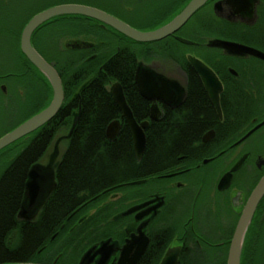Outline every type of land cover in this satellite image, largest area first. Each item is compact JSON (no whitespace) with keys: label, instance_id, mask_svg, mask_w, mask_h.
I'll list each match as a JSON object with an SVG mask.
<instances>
[{"label":"flooded vegetation","instance_id":"1","mask_svg":"<svg viewBox=\"0 0 264 264\" xmlns=\"http://www.w3.org/2000/svg\"><path fill=\"white\" fill-rule=\"evenodd\" d=\"M41 1L0 0V139L47 109L53 99L47 78L21 48L24 29L37 14L59 5L78 4L102 10L139 31H152L167 25L192 0ZM54 36L57 39L50 41ZM178 37L191 40L194 44L188 46L203 51L186 53L181 65L172 55ZM216 39L264 53V0H208L177 33L153 43L133 41L97 20L80 16L54 18L35 30L32 46L60 77L61 71L67 69L77 75L82 65L102 72L123 50L134 58V66L129 65L124 75H133L142 96L136 77H142L143 70L150 69L161 99L156 100L158 109L153 119L154 102L142 96L149 103V115L140 122L136 120L139 124L163 123L184 113L186 119H192L196 113L190 97L194 89H200L207 98L203 104L208 109L200 113L206 127L198 134L200 141L172 165L152 177L120 184L87 201L68 217L66 224L62 223L49 237H41L31 257L18 262L9 255L14 254L20 230H36L40 219L47 217L45 206L58 184L48 183L47 191L38 200L44 203L23 216L20 211L27 183H22L15 198L20 205L12 214L13 225L9 224L13 231L7 241L5 234H0V264H74L76 260L79 264L92 247L109 240L110 247L93 251L91 264H100L105 257L104 264H117L120 250L132 237L140 236V231L148 238V247L137 264H161L169 250L178 253L177 264L228 263L241 218L264 178V61L209 46ZM190 55L210 67L221 82L220 109L214 105L204 79L189 62ZM110 66L106 71L112 70ZM114 84L108 86L111 97ZM63 88L65 99L61 110L77 107L72 112L73 125L77 115L80 113L78 122L82 115V92L79 88L68 99L64 83ZM119 110L120 118L114 121L121 123V129L124 124L129 127ZM50 122L0 151V184L24 152L42 151L40 158L35 162L30 159L25 165L27 173L36 164H59L72 138V125L58 128L48 145ZM67 129L61 158L53 152L48 162L50 148L60 132ZM121 129L113 140L107 138L117 140ZM38 142L40 147L34 148ZM104 218L106 221L97 227V220ZM102 226H106L107 234L98 238ZM88 234H92L94 242L83 249L80 243ZM241 264H264V196L248 227Z\"/></svg>","mask_w":264,"mask_h":264},{"label":"trees","instance_id":"2","mask_svg":"<svg viewBox=\"0 0 264 264\" xmlns=\"http://www.w3.org/2000/svg\"><path fill=\"white\" fill-rule=\"evenodd\" d=\"M173 46L172 55L176 56L180 64L184 55L194 48L178 41L174 42ZM129 65L134 66L133 56L121 50L102 72L96 73L94 69L88 68V65H82L77 75L69 69L61 71L62 81L69 92L68 99L72 98L76 90L81 89L82 115L56 168L58 184L45 206L47 217L43 216L40 219L36 230H20L17 246L12 250L14 254L9 255L14 261L19 262L31 257L41 237H49L62 223L66 224L68 217L87 201L103 196L106 191L120 184L149 178L162 172L200 141L198 134L206 127L200 113L205 108L208 109V105L203 104L207 98L200 89H194V98L190 97V100L195 102L196 114L192 119H186L184 113L163 123L150 124L146 130L147 144L141 161L136 157L128 126L125 124L122 126L117 140L110 141L107 138V127L121 115L108 90V86L113 83L122 85L138 122L147 119L149 115V103L139 95L133 75H124ZM108 66L114 71L110 69L106 71ZM69 68H72V65H69ZM76 109L77 107L63 108L50 122L48 145L58 128L72 125V112ZM36 146L40 147V143L38 142L34 148ZM41 152L39 150L32 153L24 152L1 179L0 234H5L6 241L13 231L12 214L18 211L20 205L15 198L21 191L22 183H26L27 180L28 170L25 165L30 159L35 162L40 158ZM105 221V218L97 220V227ZM44 226L46 229L42 230ZM88 226L89 224L85 227ZM101 229H98V238H104L107 234L106 228ZM91 235L88 234L80 243L83 249L87 247V243L94 242ZM72 245L73 242H70V248ZM162 254L163 251L160 257Z\"/></svg>","mask_w":264,"mask_h":264},{"label":"water","instance_id":"3","mask_svg":"<svg viewBox=\"0 0 264 264\" xmlns=\"http://www.w3.org/2000/svg\"><path fill=\"white\" fill-rule=\"evenodd\" d=\"M208 0H192L173 20H171L167 25L152 31H139L125 22L119 20L118 18L93 7H88L78 4H66L51 7L47 10L42 11L37 14L29 22V24L24 29L22 35L21 48L23 54L28 58V60L37 67L47 78L52 90L53 99L47 109L37 114L30 120L26 121L15 130L0 139V151L7 146L13 144L14 142L20 140L21 138L27 136L28 134L36 131L41 126L52 121L60 112L63 102L65 99L64 88L62 79L59 76L57 70L49 64L32 46L31 38L36 29H38L42 24L58 17L64 16H80L90 19L97 20L103 25L109 26L122 34L123 36L139 42V43H153L166 39L177 33L181 28H183L186 23L191 19V17L203 7ZM178 41L184 45H193L191 40L185 38H177ZM209 46L221 48L230 54L234 55H251L262 61H264V53L258 51L254 48L244 46L234 42H228L220 39L213 40L209 43ZM189 62L194 67L199 75L204 79L206 89L208 90L214 105L220 109V92L222 91V84L218 80L214 71L208 67L204 62L195 56H189ZM142 77H136V84L138 85L141 95L148 101L154 102L152 107V118L155 119V109L156 100L161 99V94L155 84L154 76L152 71L148 68L143 70ZM112 97L116 104L122 111V115L127 121L134 141V149L138 160L143 158L146 150V133L145 129L150 125L148 122L139 124L131 108L129 107L126 96L124 94L122 85L120 83H115L112 86ZM180 98V97H179ZM182 98V97H181ZM165 100V98L163 97ZM79 115L74 120L72 125L71 134L74 132L76 125L78 123ZM121 129V123L119 121H113L108 129L107 136L110 140H113L119 133ZM56 164H36L34 165L28 173L27 185L25 199L22 203V208L20 211L21 215H27L36 209V206H41L44 202H38V200L44 196V193L48 189V183L56 182ZM238 164L234 171L239 168ZM140 183V182H135ZM56 188V184L54 185ZM53 188V190H54ZM52 189V188H51ZM52 190V191H53ZM50 191V189L48 190ZM264 196V178L261 183L257 186L254 193L252 194L248 206L241 218L239 228L235 233L232 241L231 249L229 252V258L227 264H241V256L244 245V240L248 231L253 214L258 206L260 200ZM36 211V210H35ZM112 243L111 240L102 242L99 247H92L84 256L81 258L79 264H91L93 260L92 253L96 248H99V252L104 251L106 248L110 247ZM113 246V245H111ZM148 247V238L140 231V236L132 237L124 248H122L120 258L117 264H137L141 256L144 254ZM114 248V247H112ZM178 253L176 251L169 250L164 257L161 264H177ZM105 257L100 264H104L106 261ZM15 264H34V263H15Z\"/></svg>","mask_w":264,"mask_h":264},{"label":"rangeland","instance_id":"4","mask_svg":"<svg viewBox=\"0 0 264 264\" xmlns=\"http://www.w3.org/2000/svg\"><path fill=\"white\" fill-rule=\"evenodd\" d=\"M48 1H50V0H43V1H41V3H46V2H48ZM40 4V3H39ZM56 30V29H55ZM56 31H58V32H60V30H56ZM57 36L59 35V33L58 34H56ZM186 35V34H185ZM187 36V35H186ZM57 39V37H53V38H50V41L52 40H56ZM192 51H199V52H201V51H203V50H201L200 48L199 49H193ZM71 126V125H70ZM70 126H67V128H69ZM68 132H69V130L67 129L66 131H62V132H60V135L58 136V138L56 139V141L54 142V144L52 145V147L50 148V151H49V154H48V157H47V159L49 160L48 162H50V157H51V154L53 153V152H56L57 154V156L59 157V158H61V156L59 155L60 154V152L62 151H64V146H65V136L68 134ZM67 133V134H66ZM68 136V135H67ZM65 137V138H64ZM103 228L104 227H106V226H102ZM67 259V261L69 260L68 258H66ZM66 261V262H67ZM77 261V260H76ZM76 261H74V264H76Z\"/></svg>","mask_w":264,"mask_h":264}]
</instances>
